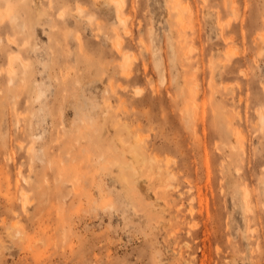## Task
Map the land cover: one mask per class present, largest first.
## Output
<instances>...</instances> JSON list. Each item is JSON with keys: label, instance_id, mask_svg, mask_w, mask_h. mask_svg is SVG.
Instances as JSON below:
<instances>
[{"label": "rangeland", "instance_id": "rangeland-1", "mask_svg": "<svg viewBox=\"0 0 264 264\" xmlns=\"http://www.w3.org/2000/svg\"><path fill=\"white\" fill-rule=\"evenodd\" d=\"M122 3L0 0V264H264V0Z\"/></svg>", "mask_w": 264, "mask_h": 264}, {"label": "bare ground", "instance_id": "bare-ground-1", "mask_svg": "<svg viewBox=\"0 0 264 264\" xmlns=\"http://www.w3.org/2000/svg\"><path fill=\"white\" fill-rule=\"evenodd\" d=\"M109 1L112 2V3H114L115 5H117L119 8L123 4L122 3V0H109ZM79 10H82V8L79 7ZM11 18H12V20H15V16L12 15ZM8 39L9 40H13L12 37H8ZM120 43H121L120 40H117L116 45H117V47L119 49H120ZM129 64H130V55L129 54H126L125 57H124L123 63H121V68H122V70L124 72H127V74L131 73L129 71ZM11 68H12V66H11ZM11 68H10V70H11ZM138 91H140V90H138ZM263 119H264V114H263ZM198 145H199V148L200 149L201 148H204V151L206 152V154H208V147L206 145L205 146H202L201 143H199ZM150 146H151V144H148L147 142H144L142 136L137 134V136L134 139L133 144L131 145V154H132L131 156H132V160H133V163L131 164L132 168H131L130 171L125 172V175H124L127 180H128V176L129 175H132L134 177V180H136L141 187H144V185H145V187L147 188V190L148 189L150 190L152 188L154 189V187H155V184H154L155 182L152 181V176H154L155 173H159L160 177L163 178V179H164V177H166L167 180L169 178H171V177H176V172L171 168L172 166L170 167L169 163L167 161H166L167 163L165 162V160H168V161L170 160V158H169L170 156L168 158L167 157L165 158L164 163H166L167 166L164 167L161 164V161L158 158V156H156V154L153 155L150 152V150L153 151L155 149V148H152ZM144 182L147 183V184H144ZM156 185H157V183H156ZM194 186L195 185H192V187H188V188H190V191H191V189H194L193 188ZM167 187L169 188V184H167ZM157 188H159V187H157ZM161 188H163V187H161ZM168 188H167V190H168ZM172 188H173V186H172ZM197 193H199V195H202V194H200V193H202V189L200 188ZM204 193H207V192H204ZM193 199H194V196H193ZM199 199H200L199 201H201V203H202V200L204 198L202 199V196H199ZM205 199H206V197H205ZM202 208L203 207H201L200 211H202ZM189 209H190V211L192 213H194L196 211L195 206L193 204H190ZM162 224H165V223L163 222ZM193 226H195V224ZM172 234H174V233H172ZM188 244H189V242H188ZM190 244L188 246H190V248H191L192 246ZM217 248L219 250L218 245H217ZM181 251H180V253H181ZM181 255H182V253H181Z\"/></svg>", "mask_w": 264, "mask_h": 264}]
</instances>
